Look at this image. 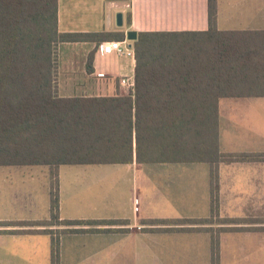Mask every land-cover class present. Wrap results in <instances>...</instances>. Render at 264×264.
<instances>
[{"label": "crops", "instance_id": "1", "mask_svg": "<svg viewBox=\"0 0 264 264\" xmlns=\"http://www.w3.org/2000/svg\"><path fill=\"white\" fill-rule=\"evenodd\" d=\"M118 12L122 14L121 25L116 23ZM56 24L58 32L123 34V39L112 37L100 42H58V94H121L120 78L134 79L135 54H103L97 49L98 45L109 40H126L134 53L133 43L126 39L128 30L137 34L140 31L207 30L208 0H57ZM216 27L219 30H264V0H216ZM161 83L159 88L170 89V82ZM155 102L172 104L176 98L163 93ZM217 107V143L216 148H209L211 155L207 160L59 165L60 219L105 220L97 225L70 226L73 228L124 229L61 233L59 264L64 261L66 239L81 243L87 249L94 248L85 256L72 252L71 259L78 264H95L97 260H103V264H211L210 231L144 230L173 227H229L218 233L219 264H264V96L221 97ZM222 154H254L259 155V159L226 160ZM33 166H41L36 173H42L49 180L44 188L48 196L46 215L18 218L10 206L23 196L17 199L13 194L9 199H0V222L37 223L50 218L48 166L22 167ZM212 167L218 179L215 213L211 212L210 202ZM212 214L214 218L233 221H187L210 218ZM172 220L183 222L171 223ZM65 227L0 225V264H50L51 236L40 230ZM14 229L25 232L9 231Z\"/></svg>", "mask_w": 264, "mask_h": 264}, {"label": "trees", "instance_id": "2", "mask_svg": "<svg viewBox=\"0 0 264 264\" xmlns=\"http://www.w3.org/2000/svg\"><path fill=\"white\" fill-rule=\"evenodd\" d=\"M56 12L57 0H0V166L46 165L50 177L49 219L0 225H65L40 230L51 236L50 264H59L61 233L124 230L73 228L70 226L97 225L105 220L60 219L59 165L207 160L209 148H216L217 143L218 100L264 96V30L217 29L216 0H208L207 30L138 32L133 41V93L61 96L56 87L54 43L100 42L112 37L123 39V34L58 32ZM90 62L91 54L88 70ZM161 82H170V89L159 88ZM163 93L175 97L176 102L156 103ZM221 157L259 159L254 154ZM210 187L211 212L215 213L218 179L213 167ZM215 219L220 223L233 221L214 218L213 214L187 221L210 223ZM227 228L144 230L210 231L211 264H219L218 233Z\"/></svg>", "mask_w": 264, "mask_h": 264}, {"label": "rangeland", "instance_id": "3", "mask_svg": "<svg viewBox=\"0 0 264 264\" xmlns=\"http://www.w3.org/2000/svg\"><path fill=\"white\" fill-rule=\"evenodd\" d=\"M131 42L133 43V41ZM57 44V42L54 43V58L57 57ZM41 168V166H21L19 168H12L11 166H0V199H9V196H12L13 194L17 196V199H20L21 195L23 196V198H21L19 201H16L17 204L15 203L14 206H10L11 211H13V213H15L18 218H29L37 215V217H42L46 215V202L48 201V196L44 188L48 185L49 180L46 176H43L42 173H36L39 172ZM24 198L26 199L25 201ZM63 248V264H78L73 263L71 259L72 252L73 255L76 251L80 255L85 256L87 251H89L90 255L94 250V248L87 249L81 243H75L71 239L65 240ZM96 260L97 258L95 257L94 261ZM90 262L91 260H89V263ZM99 262L103 264V260H97L95 264H98ZM82 264H85V262H83Z\"/></svg>", "mask_w": 264, "mask_h": 264}, {"label": "built area", "instance_id": "4", "mask_svg": "<svg viewBox=\"0 0 264 264\" xmlns=\"http://www.w3.org/2000/svg\"><path fill=\"white\" fill-rule=\"evenodd\" d=\"M100 53L108 54L115 52L118 55H131L134 56L133 50H130L126 40H109L101 42L97 48ZM121 86L120 95H127L133 93L134 79L128 76H123L119 80Z\"/></svg>", "mask_w": 264, "mask_h": 264}, {"label": "water", "instance_id": "5", "mask_svg": "<svg viewBox=\"0 0 264 264\" xmlns=\"http://www.w3.org/2000/svg\"><path fill=\"white\" fill-rule=\"evenodd\" d=\"M116 23L118 25H121L122 23V14L120 12L116 14ZM125 35H126V39L130 41H134L137 38V33L134 30H128Z\"/></svg>", "mask_w": 264, "mask_h": 264}]
</instances>
